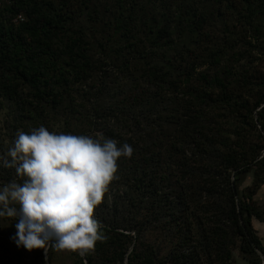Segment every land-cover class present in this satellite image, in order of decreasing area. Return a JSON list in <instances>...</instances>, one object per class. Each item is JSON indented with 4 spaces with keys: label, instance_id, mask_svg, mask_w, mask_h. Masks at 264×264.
Returning a JSON list of instances; mask_svg holds the SVG:
<instances>
[{
    "label": "trees",
    "instance_id": "1",
    "mask_svg": "<svg viewBox=\"0 0 264 264\" xmlns=\"http://www.w3.org/2000/svg\"><path fill=\"white\" fill-rule=\"evenodd\" d=\"M99 1L0 4V99L37 126L77 83L73 111L89 127L78 135L101 129L133 148L94 209L104 239L73 264H234V249L260 264L255 192L238 184L250 170L255 187L263 182L264 73L235 63L249 46L264 57V0ZM18 13L24 20L12 22ZM15 178L0 167V184Z\"/></svg>",
    "mask_w": 264,
    "mask_h": 264
},
{
    "label": "clouds",
    "instance_id": "2",
    "mask_svg": "<svg viewBox=\"0 0 264 264\" xmlns=\"http://www.w3.org/2000/svg\"><path fill=\"white\" fill-rule=\"evenodd\" d=\"M133 148L103 135L17 131L0 153L16 178L0 184V219L15 221L11 240L26 250L85 254L104 236L94 209L116 178L117 160Z\"/></svg>",
    "mask_w": 264,
    "mask_h": 264
},
{
    "label": "rangeland",
    "instance_id": "3",
    "mask_svg": "<svg viewBox=\"0 0 264 264\" xmlns=\"http://www.w3.org/2000/svg\"><path fill=\"white\" fill-rule=\"evenodd\" d=\"M1 2H6V0H0ZM97 0H91L90 3H94ZM102 4H109V0H100ZM105 5V6H106ZM158 3H155V6H157ZM109 6V5H108ZM100 9H103L101 7ZM107 14H109L107 12ZM80 22L85 23V21L80 18ZM102 22L99 21L96 25V28L98 31H104L102 30ZM106 33L109 32L108 29H106ZM102 33V32H100ZM154 34L152 33L150 35V40L152 42H155L154 40ZM247 39H250L252 42H254L253 38L250 37L249 34H247ZM96 37H100L99 34L96 35ZM168 36L163 37L162 39L157 41V45L159 46H167L169 44ZM94 50V49H93ZM249 55L245 56L239 63H235V68L240 69L241 66H245L244 68L246 70H250V73H256L257 71H260L264 73V57L258 50L256 46H249ZM96 54H94V59L100 58V52L96 51ZM92 54V53H91ZM257 74V73H256ZM87 83L84 86L87 88V90H91V83L90 80H86ZM122 84V81L117 80L116 84ZM73 88V89H72ZM70 89L68 93H65L63 98L61 100H56L53 108L52 113L46 116V124H38L37 126H34L33 124L27 123L25 118L21 119L19 116L21 113L26 114L25 109H23L21 112L17 111L16 107L13 103H9L8 101H5L0 99L2 101V107H0V153H3V150L6 151L7 147H9L15 138V135L17 131H24L25 133L29 132L31 129L39 127L40 125L45 126L50 132H65V133H72L74 135H78L79 132L82 130H87L89 127L86 124H82L80 120L78 119L77 111H73L76 109L81 108V100L83 97H81V93L76 92V88H80L79 84L74 83L73 87ZM27 89H23L22 93L19 91L21 97H25L24 95L26 93ZM28 95V94H27ZM85 105L90 107L91 105V99L84 102ZM261 105H264L262 103ZM26 108V107H24ZM259 109L257 107L255 110ZM255 113V111H254ZM53 114V115H52ZM256 114H254L255 116ZM66 121L68 125L66 124ZM229 123L234 124V120H232ZM101 129H98L97 134H101ZM260 133H262L260 131ZM262 143V141H260ZM264 144V142H263ZM257 181L255 180L253 170L248 171L247 173L242 176V179L239 181L238 187L240 194L247 193V188H250L251 191H254L253 199L254 204L258 210V213L260 215V221L256 218H252L253 226L255 227L257 236L260 238L262 244L264 245V176H263V182H261L258 186L255 187ZM15 221H12L11 219H0V264H26L29 261L33 260L36 256L39 254H42L44 256V250L43 249H33L31 251L24 249L23 247H17L15 243L11 240V236L15 233L14 228ZM145 241L148 244H155L159 241L158 236L155 233H146ZM169 245H165L164 248L167 250ZM131 249V246L129 250ZM138 249L140 247L138 246ZM166 250H163L166 251ZM51 264H73V261L75 260L76 254L80 255L79 252H72V251H54L51 250ZM258 254L261 258L263 255L261 252L258 251ZM47 256V255H46ZM81 256V255H80ZM45 259V258H44ZM233 260L234 264H245V260L242 258L240 252L238 249L233 250ZM262 261V259H261ZM124 262L126 263V259H124ZM45 264H48V256H47V263L45 261ZM168 264V263H166Z\"/></svg>",
    "mask_w": 264,
    "mask_h": 264
},
{
    "label": "built area",
    "instance_id": "4",
    "mask_svg": "<svg viewBox=\"0 0 264 264\" xmlns=\"http://www.w3.org/2000/svg\"><path fill=\"white\" fill-rule=\"evenodd\" d=\"M0 4H1V1H0ZM23 20H24V15L22 13H18L12 18V22L14 23L21 22Z\"/></svg>",
    "mask_w": 264,
    "mask_h": 264
},
{
    "label": "water",
    "instance_id": "5",
    "mask_svg": "<svg viewBox=\"0 0 264 264\" xmlns=\"http://www.w3.org/2000/svg\"><path fill=\"white\" fill-rule=\"evenodd\" d=\"M46 255H47V253H45V251H44V258H45V261L47 263V256ZM80 255L83 256L84 254H80ZM261 259H262V262L260 264H264V254L261 256Z\"/></svg>",
    "mask_w": 264,
    "mask_h": 264
}]
</instances>
